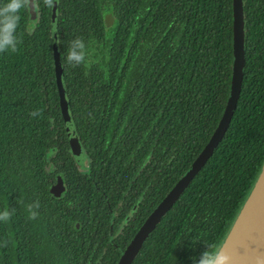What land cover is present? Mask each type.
I'll use <instances>...</instances> for the list:
<instances>
[{
	"label": "trees",
	"instance_id": "1",
	"mask_svg": "<svg viewBox=\"0 0 264 264\" xmlns=\"http://www.w3.org/2000/svg\"><path fill=\"white\" fill-rule=\"evenodd\" d=\"M33 1L35 21L27 8L19 13L18 50L0 53V211L11 212L0 221V264H85L93 227L120 210L121 180L140 164L137 146L157 141L164 150L158 191L147 193L156 204L185 157L201 150L205 117L209 133L221 117L231 74V0H57L66 97L88 157L84 172L68 151L55 83L53 0ZM246 5L244 75L229 127L154 234L175 237L173 261L193 264L207 244L220 248L264 159V28L257 19L264 1ZM104 12L115 17L109 28ZM77 37L87 59L73 67L67 48ZM37 109L41 115L31 116ZM60 173L67 191L56 197L50 188ZM36 201L32 220L26 205Z\"/></svg>",
	"mask_w": 264,
	"mask_h": 264
},
{
	"label": "water",
	"instance_id": "2",
	"mask_svg": "<svg viewBox=\"0 0 264 264\" xmlns=\"http://www.w3.org/2000/svg\"><path fill=\"white\" fill-rule=\"evenodd\" d=\"M56 5L57 0H53L51 47L55 83L64 129L69 142L68 151L75 164L79 167H84L88 158L80 143L71 117L68 99L66 97L59 46L55 43L54 35L57 33ZM35 8V2L31 0V6L27 8L28 13L30 15L33 14ZM108 17L109 19L106 22L111 23V14H108ZM244 26L243 1L233 0L231 74L227 100L222 116L205 148L193 161L189 169L180 177L175 186L160 201L157 208L147 218L135 238L123 253L119 264L131 263L147 236L184 192L191 180L212 155L218 143L222 140L235 111L242 87L245 67ZM65 191L66 186L64 180L60 176H57L55 184L50 188V192L56 197H61ZM76 227L78 228L79 224H76ZM219 249L230 257V264H264V159L258 171L257 178Z\"/></svg>",
	"mask_w": 264,
	"mask_h": 264
},
{
	"label": "flooded vegetation",
	"instance_id": "3",
	"mask_svg": "<svg viewBox=\"0 0 264 264\" xmlns=\"http://www.w3.org/2000/svg\"><path fill=\"white\" fill-rule=\"evenodd\" d=\"M242 1H243V10L245 11V8L247 7L246 3L248 0H242ZM255 1H259V0H255ZM231 12H232V17H233V0H231ZM108 14H111V23L106 22L109 19ZM103 15H104L105 22L107 24L106 26L107 28H109L114 23L115 17L111 12H104ZM33 17L34 15L32 14L31 18ZM244 18L245 19L247 18L246 11H245ZM257 19L262 20L258 24L260 27L264 28V7H263V10L258 12ZM203 122L205 123V128L203 130L204 144L201 150L199 151V153L196 156L194 155L195 157L191 158V155H188L187 157H185V162H187V165L185 166L182 165L183 167L182 171L179 168L177 169L178 180L189 169L193 161L197 158V156L205 148V146L207 145L210 139V136L213 134L215 128L218 125V122H217V124L212 128L211 132L209 133V131L207 130L208 129V117L207 116L205 117ZM63 127H64V124H63ZM65 135H66V132H65ZM66 139H67V135H66ZM191 139L192 138H190V140ZM194 141H197V137L194 138ZM81 145L85 153L87 154L86 149L84 148L82 143ZM218 145L216 149L214 150V152L217 150ZM68 149H69V142H68ZM136 149H138L141 152L139 154L140 164L138 165L136 171L134 172L128 171L127 172L128 174L121 180L122 182V185L120 188L121 198L117 206L119 207L120 210L112 211V212L110 211V217L107 220L105 219L106 222L104 223V225H100L97 223V225L93 227L92 234H90L88 237V245L90 246H89V252H87L85 256V260H84L85 264H119V261L123 253L127 249L128 245L131 243V241L135 238L136 234L139 232L142 225L145 223V221L150 216V214L157 208L160 201L167 195V193L175 186V184L178 181L177 180L176 182L173 183L171 188L162 196V198L156 204L153 203V201L149 197H147L148 196L147 193L153 190L158 191L159 174L161 171L160 169L161 153H163L164 150L160 148L159 143L157 141H155V144L152 146V148H148V149L143 148V147L138 148L137 146ZM170 154H171V158L169 160L171 161V166L175 173L176 154L174 153V151H172V153ZM211 156L208 158V160L211 158ZM208 160L206 161V163L208 162ZM206 163L199 170V172L195 175V177L202 171V169L205 168ZM74 165L75 167H77L78 170L84 172V170L88 167V159L84 167H79L75 163ZM79 173L81 172L77 171V174ZM88 173L89 172H87L86 174ZM60 174H62V176ZM60 174H58L57 176H60L64 180L63 173H60ZM66 191L64 192L63 196L66 194ZM180 197L176 200V202L180 199ZM175 203L171 206V208L166 212V214L161 218L159 223L154 227L151 233L147 236L146 240L143 242L142 246L136 253L135 257L132 259L130 264H182V263L187 264L186 260L182 262L181 257H179V259H177L176 261L172 260V247H171V242L169 241V239L175 238V237L165 236V235L155 236L156 235L155 232L157 231L158 226L163 221V218L167 215V213L170 212V210L175 205ZM182 239L184 238H178L177 240L181 241ZM177 244L179 245V247L182 245L180 244V242Z\"/></svg>",
	"mask_w": 264,
	"mask_h": 264
},
{
	"label": "clouds",
	"instance_id": "4",
	"mask_svg": "<svg viewBox=\"0 0 264 264\" xmlns=\"http://www.w3.org/2000/svg\"><path fill=\"white\" fill-rule=\"evenodd\" d=\"M51 3V0H46ZM31 6V0H6L5 3L0 4V53L11 50L16 52L20 39L17 36V28L20 22V11ZM55 43L61 44L58 32L54 35ZM53 37V38H54ZM87 59L86 45L82 38L77 37L73 39L67 48L66 60L69 65L73 67L80 66L85 63ZM31 116L36 117L41 115L39 109L30 113ZM22 203V201H21ZM39 201L26 205L29 213V219L35 220L39 215ZM12 211H15L13 209ZM11 218V212L7 209L0 211V221L7 222ZM207 249L203 251L199 257H193V264H230V257L224 254L220 249L213 245L207 244Z\"/></svg>",
	"mask_w": 264,
	"mask_h": 264
},
{
	"label": "rangeland",
	"instance_id": "5",
	"mask_svg": "<svg viewBox=\"0 0 264 264\" xmlns=\"http://www.w3.org/2000/svg\"><path fill=\"white\" fill-rule=\"evenodd\" d=\"M33 15H34V17H33V18H31V19H32L33 21H35L36 15H35V14H33ZM90 60H92V61H93L94 59L90 57Z\"/></svg>",
	"mask_w": 264,
	"mask_h": 264
}]
</instances>
